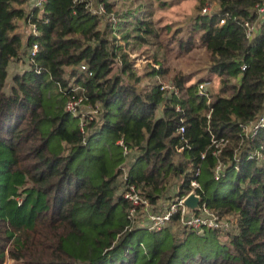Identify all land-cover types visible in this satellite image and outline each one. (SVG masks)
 I'll return each mask as SVG.
<instances>
[{
    "label": "trees",
    "instance_id": "1",
    "mask_svg": "<svg viewBox=\"0 0 264 264\" xmlns=\"http://www.w3.org/2000/svg\"><path fill=\"white\" fill-rule=\"evenodd\" d=\"M100 2L107 17L92 14L86 0H47L28 11L26 0H0V264H264V126L253 138L244 133L264 113L261 0H200L186 37L177 28L165 45L160 30L137 17L117 39L113 4ZM212 2L215 14L200 15ZM29 17L37 35L24 42L18 22ZM243 21L257 25L250 40ZM155 42L175 45L179 55L201 46L207 76L192 83L175 75L170 82L179 93L168 98L159 83L142 85L169 71L154 56L159 69L138 74L126 48ZM24 58L28 69L6 93L10 64ZM214 75L219 89L207 101L197 85ZM82 93L86 106L100 105L85 134L65 110L68 97ZM197 169L201 203L234 218L225 241L216 230H180L176 217L157 232L127 230L125 185L157 205L187 194Z\"/></svg>",
    "mask_w": 264,
    "mask_h": 264
},
{
    "label": "built area",
    "instance_id": "2",
    "mask_svg": "<svg viewBox=\"0 0 264 264\" xmlns=\"http://www.w3.org/2000/svg\"><path fill=\"white\" fill-rule=\"evenodd\" d=\"M47 0H32V7L41 10L43 5ZM88 3V8L92 12V14L107 17L104 5L100 2V0H86ZM219 8V4L217 2L209 3V5H205L202 7L200 11V15L212 17L217 9ZM256 14L258 17L264 14V0H261L260 4L256 7ZM227 16V15H226ZM29 17L26 21V25L28 26L29 33L33 36L37 35L36 24L31 21ZM225 18L220 20V25L225 23ZM114 21V20H113ZM256 23H252L249 21H243L241 23V27L244 30L245 36L248 40H250L253 34L256 31ZM38 47L37 45H33L30 50V57L33 58L37 54ZM132 58V55L129 54ZM136 66V65H135ZM152 67L155 70L159 69L157 64H152ZM245 65L241 66V71L245 70ZM81 71H86L85 66L80 67ZM160 91L164 93L166 98L171 96H177L179 91L174 86L173 83H159ZM208 83H199L197 85V94L209 101V92L207 89ZM86 97L84 93L82 95L72 98L68 97L65 105V110L73 117L79 118V129L82 134H85V127L89 121L93 120L98 113L100 105L97 104L94 108L86 106L85 104ZM176 111H180L179 106L176 107ZM209 118V116H207ZM264 126V113L258 118L256 122L249 123L244 126V133L246 137L253 138L257 131ZM184 129L180 127L179 134H183ZM212 144L217 148L219 143L217 141L212 140ZM118 145L122 147V152L124 156L129 155V150L124 145L122 140L118 141ZM181 148L177 149V152H180ZM215 154V153H214ZM203 158L204 155H201ZM256 158H260V153H255ZM223 165L218 163L214 178L215 180L219 179L220 171L222 170ZM200 171L197 169L195 171L194 176L189 181V191L182 197H175L172 200L159 202L157 205L150 204L146 199H144L136 189L134 185H125V189L123 191V198L130 205L128 211V220L130 222L127 230H132L136 228H144L149 232H157L162 230L168 224L172 222V220L176 217L178 227L180 230H185L188 232H193L197 235H201L205 230H216L221 234H228L231 232L232 227L231 224L224 218L219 217L213 210L209 209L205 204L200 203V207L198 211H194L191 213L187 212L186 206L184 205L185 198L193 193H196L197 190L200 189L199 183L195 179L199 175ZM122 181H126V168L123 169V177ZM125 183V182H124Z\"/></svg>",
    "mask_w": 264,
    "mask_h": 264
},
{
    "label": "rangeland",
    "instance_id": "3",
    "mask_svg": "<svg viewBox=\"0 0 264 264\" xmlns=\"http://www.w3.org/2000/svg\"><path fill=\"white\" fill-rule=\"evenodd\" d=\"M109 3L113 4V14L111 18L116 21L115 34L117 39H120L125 31H130L133 25L130 21L137 17L138 19H147L153 23L155 29L160 30L159 42L164 44L173 31L180 28L181 34L178 37H186L187 30L191 27V20L197 14V5L200 4V0H109ZM205 5H209L206 3ZM204 5V6H205ZM203 6V7H204ZM26 7V6H25ZM126 18V20H125ZM19 24V22H18ZM23 28V29H21ZM18 27V32L22 34L25 38L26 34H29V30L25 29L23 26ZM131 43V41H130ZM158 42L154 44L137 46L134 50L130 51L131 44L126 48L132 55V58L136 61V71L138 74L143 75L147 71H150L152 64L154 63L153 57L156 56L159 65L162 63L163 67L167 68L169 74L165 78H145L142 85H152L158 83H169L172 77L177 74L188 75L191 77L192 82L196 83L199 79L205 78L207 76L206 63L207 56L204 48L197 45V47L190 53L185 55H179L175 45L166 46L160 48L157 45ZM165 45V44H164ZM28 69V63L26 58L19 62H13L8 68V77L5 87V92L9 93L12 87V78L17 74H21ZM119 72V65L115 64L113 68V73ZM207 83V82H206ZM208 92L213 94L219 89V82L217 76L211 77V82L207 86ZM135 154L130 155V159L134 158ZM127 168V164L125 165ZM122 181V178L121 180ZM177 183L170 187V193L172 194L176 189ZM225 219L231 224L234 220L233 217H225ZM232 225V224H231ZM233 227L230 233L233 232ZM178 232V231H177ZM176 232V233H177ZM179 233H177L179 238H181ZM227 235L222 234L221 241H225ZM5 264H14L12 261H6Z\"/></svg>",
    "mask_w": 264,
    "mask_h": 264
},
{
    "label": "water",
    "instance_id": "4",
    "mask_svg": "<svg viewBox=\"0 0 264 264\" xmlns=\"http://www.w3.org/2000/svg\"><path fill=\"white\" fill-rule=\"evenodd\" d=\"M200 203H201V198L193 193L189 194L184 200V205L186 206L188 213L198 211L200 207Z\"/></svg>",
    "mask_w": 264,
    "mask_h": 264
},
{
    "label": "crops",
    "instance_id": "5",
    "mask_svg": "<svg viewBox=\"0 0 264 264\" xmlns=\"http://www.w3.org/2000/svg\"><path fill=\"white\" fill-rule=\"evenodd\" d=\"M26 6V7H25ZM24 6V8L26 9V11H28V10H30L31 9V7H32V0H26V5ZM24 27L25 29H28V26L26 25V23H25V21L24 20H22V21H19V24H18V27ZM21 29H23V28H21ZM29 30V29H28ZM24 35H26L25 36V38H24V42H25V39H26V37H27V33L26 34H24ZM23 42V43H24ZM193 83V82H192ZM204 83H206V82H204ZM207 84V83H206ZM209 84H210V82H208V86H209Z\"/></svg>",
    "mask_w": 264,
    "mask_h": 264
}]
</instances>
